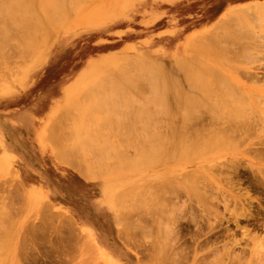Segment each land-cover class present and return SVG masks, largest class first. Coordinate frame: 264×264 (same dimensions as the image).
Returning <instances> with one entry per match:
<instances>
[{
	"label": "rangeland",
	"instance_id": "rangeland-1",
	"mask_svg": "<svg viewBox=\"0 0 264 264\" xmlns=\"http://www.w3.org/2000/svg\"><path fill=\"white\" fill-rule=\"evenodd\" d=\"M92 1L94 0H91V2ZM256 1L262 3L264 0H95L94 3L92 2V4H89V2L88 6H90L87 7H92V11L95 10V14L93 13L95 18H93L91 15L88 19H86V21H79L77 18H75V15L71 13V17L67 18L65 23H58L56 26H53L47 31V35L38 38V48L36 49L24 47L29 42L25 37L31 32H34V29H31L32 24H28V29H23V40L9 44L10 40L16 41L18 39V31L15 28L6 29V25L3 22H0V30L3 32V34L10 35V39L5 42V57L0 59V160L4 156L8 157V164L5 168H2V164H0V228L2 226L3 228H8V224L11 222L13 224H18L17 228L19 232V240L18 242L13 243L17 247H23L24 252L31 255V264H55L54 262L57 264H145L147 261L154 264V262L151 260H154L158 250L156 245L153 246L156 248V252L153 250V253L155 252L153 256H155L154 258L151 256L149 258L152 259L147 260V255H149L147 254L149 252L148 250L151 249L152 246L150 244V247H148L149 243H152L157 238H159V232L156 233L157 230L164 232L166 229H159L164 228L166 225L164 227H162V225H164V223L167 224L166 222L169 220V222H171V220H174V218L176 221L175 224L172 225V229H179V239L181 238L178 242V245L182 247V250L185 248V254L187 253L188 255L186 256L187 258L183 264H201L203 261L212 264L217 257H215L214 251V253L212 252V254H214L212 256L211 251L216 249L221 251L224 245H226V248L229 249L227 257H225L226 259L224 258L226 260V262L224 260V264H246L248 261V264H251V262L254 261L252 258L254 259L257 257L259 261V256H264V229L263 227L261 228L262 225L264 226V222H262L263 219H261V215L264 217L263 212H261V210L264 211V191H262L264 189H261L264 181L263 183L257 185L252 183V185L250 181L254 180L255 176H252L250 181L248 180L251 178L249 174L252 173L250 168L253 166H255V168H264V157H262L264 155H259L260 157L258 156L259 159L262 158L261 160L255 158L256 156L253 157L254 154L253 156L250 155L252 154V150H256L255 147L259 149L258 147H260V144H253L254 148H252V145L251 151L249 150V153L244 154V156H237V158H240L241 161H239L242 163V167L240 168L243 170H241L243 174H240L241 179L243 177V179H246L248 182H250V186L252 185L251 187L249 186L250 188L248 187L249 189L247 188V190L250 191L252 189L250 194L252 195L251 197L253 201L250 204L252 208L256 210H253V212H255L253 215H256L255 219L256 217L258 218V215L262 213L260 215L261 217L259 216L258 220L256 219V224L254 223V218H250V220L240 218L238 227L235 226L232 217L228 212L225 213V211H223V205L221 204L219 205V209L220 212L225 213L224 218L221 220H215L212 217H209V219L204 216L202 219H199L200 223H198L196 226V223L191 221L192 216L190 215V210L186 208L187 211H185L181 208V210L178 209L179 211L175 210L174 212V208L172 207L173 205L171 204L172 210L170 209V211L171 213L174 212L178 215L177 219V215L175 214L174 218L171 216L172 219L168 220L166 216L168 215L170 217V215H173V213H169L170 215L166 214L169 212L168 211L163 213L166 215H164L167 219L166 221L165 217L163 218V216H160L161 213L158 214L155 212V214H153L154 216H160V219L159 217L155 216L156 218L154 219V222H156V226H158V220H164L163 224L162 222H159L161 225L160 228L155 229L156 226H154V222L151 224L153 227L150 224L147 225L148 223H151V219H153L154 216L149 214L151 215L150 221L148 213L144 212L146 213L144 217L146 219V216H148V220L143 218V221L150 222L144 224L141 223V228L138 227L140 223L137 222L139 225L137 226V229L135 228V231L137 232L139 228L141 230L143 229L144 231L142 230L143 232L140 231L141 233L136 235V232L134 233V230L131 229V235H133V237L131 238L125 236V238L127 237L129 239H127L130 243L129 244L128 241L125 240L124 237H121L119 233L121 225H124V223L118 219L119 223H122L120 225L117 221V217H119L120 214L117 213L118 210H116V212L114 210V195H122L124 194L125 190H128L127 192L130 193L129 189H133L135 186L142 187L144 182L147 179H150L149 177H158L157 175H153L155 174L154 171L150 172L148 175L147 173L145 175L138 176L137 174H125L119 177V181H113V184L109 186L105 181L102 180H86L74 168L68 166L67 164H61L57 158L55 159L56 151L53 150L55 148H52L47 139H44L47 137L45 135H48L46 134L48 131L47 127L51 125L50 123L52 116L59 117V114L69 115L73 112L72 117L67 119L62 117L58 122V124L67 128L68 131H71L74 126L83 127L84 125L75 118L74 113L76 108L73 106L74 104H79L84 107L85 109L80 110H84L83 114H86L87 117L92 116L93 111L96 112L97 105L100 107L99 101L103 99L102 92L108 91L109 86L105 88L103 87L105 83H103L101 88L99 87V83L103 78L106 80L105 77H108L112 74L111 69H101L103 65L113 64V62L118 64H125L127 62V66L130 64L128 61H131L132 59H139L145 64H153L154 66L161 68L171 79L175 77L181 78L182 72L181 70H178L179 67L177 68L178 62L185 59L187 56L188 57L186 59H190V53H186L187 50L184 47L187 39L201 31H210L213 29L215 24L219 21L222 15L227 10H229V8L231 9L247 6L251 4V2L256 3ZM250 16L252 18H249V20L251 19L250 25V22L247 20L249 15L245 17L247 18L246 21L249 22L247 25H249L251 28L252 24L254 25L255 22V19L253 18L259 17V15L252 17L251 14ZM257 20L260 21L259 18H257ZM261 22L260 27L263 31L264 28L262 26L264 24H261ZM257 24L255 22V25L252 28L255 30L252 31L256 32V34L250 30L249 32L259 36L260 34L258 33H260L261 30ZM249 26L248 29H250ZM222 31L225 32V30ZM220 32L221 30H219L218 34H221ZM224 32H222L221 35H223ZM247 32L246 36L248 35ZM250 33L249 35L253 36ZM250 36H248V41H246L247 39L244 37L245 43L247 42L249 46L251 45V39H254V41L256 40V37H251L250 39ZM257 38L259 39V37ZM39 39H44V41L39 42ZM209 40L205 42H208L209 44ZM249 41L250 43H248ZM230 43H232V41ZM198 44H200V42H198ZM247 44L245 46H247ZM263 44L264 43H262V46ZM21 50L23 53L20 52ZM259 50H261V48ZM262 50L264 51V49ZM263 51H255V53H258L257 58L253 56L255 58L251 60V62H248L247 60L246 62H242L243 65L241 64L242 72L245 71L246 68L257 71V76L259 77L258 82L260 83L259 85L257 82V86L260 89L262 88L261 90L263 92H261V94H264ZM191 54H193L194 59V56L196 55H203L202 52L196 50L195 53L191 52ZM195 60L198 61L197 59ZM244 63L246 65H244ZM257 67L259 68L257 69ZM250 71L252 72V70ZM241 79L242 81H245L243 76ZM183 84V87H186L187 90H185L187 92H192L190 87H188V83V85L185 83ZM98 88H101L102 92L101 89L98 90ZM144 89L148 90L146 88ZM171 89H173V87ZM67 91L71 93L75 91L72 98H68L66 96ZM129 91L128 93L131 94L134 90ZM146 92L147 91L144 93ZM105 93L107 92H104V96ZM140 93L141 92H139V94ZM137 94H135V98H141L138 97ZM173 94L174 91L172 90V95ZM261 98H259L258 101L263 99ZM172 99L170 101L174 102ZM110 100L112 99L110 98ZM170 101L169 103H171ZM258 101L256 98L255 102L258 103ZM262 101L263 103L261 104H264V100ZM252 102L253 101L250 100L247 107L248 109L253 108L256 117L260 120L261 116L256 106H259V109L261 106L256 105V103H253L254 105H252ZM109 103L107 104L109 105ZM174 103L173 106L171 105L172 107H174ZM108 105H106L107 108H111V106L108 107ZM101 106L103 107L104 103ZM105 108L103 107L101 110H105ZM101 112L102 111H100V113ZM101 114L103 117H108V115H104L103 112ZM135 117V114L132 112L130 116L125 118L126 124L125 121L120 124V129L118 128V131L128 133L126 128L128 127L129 123L136 119ZM203 118L205 117L203 116ZM163 119V122L162 120H159L161 121V125L159 126L163 128L162 130L166 131V128L168 127L164 129L163 126L165 125H162V123L166 124L169 117L166 120L165 118ZM260 121H262V119ZM167 125H169V123ZM262 126H264V124H261V126L259 125L258 127ZM91 127H88V129ZM88 129L84 131L80 130V132L83 133L81 134L83 138L87 134ZM44 130L47 131L41 133V131ZM100 130L102 131L101 128ZM259 130L261 129L259 128ZM91 131L95 130L91 129ZM108 131L110 132V130ZM111 131L113 132V130ZM118 131L116 129L117 133ZM261 131L264 133L263 130ZM114 132L112 134L116 135ZM263 133L261 136L262 139H264ZM106 134H108V132ZM118 134L117 135L119 138L120 133ZM109 135H111V133ZM87 136L88 134L86 135V138ZM257 136H259L261 139L259 134ZM120 137H122L119 139L121 144H123L121 140L123 139V136ZM87 140H89V138ZM114 140L115 141L113 142L117 141L116 139ZM126 140L127 138L125 139V142ZM119 146L120 145L117 147L120 148ZM123 147L124 148L121 146L122 149H119V152L122 150L121 152L123 153L122 155L121 152L119 153L121 156L127 153L126 157L131 156L136 158L134 157L136 156V149H129V146H126V149L125 145ZM245 147L246 144L245 146L238 148L239 152H241V149L244 150ZM114 150L118 149L116 148ZM245 150L248 151V149ZM110 151L111 149L108 150V153ZM222 153L227 156V159L231 157V151L226 150ZM93 155L89 151H86L85 156L82 157L92 163V159L94 158L92 157ZM126 157L121 158V160L117 158L118 162H116L119 165L122 163V166H124L123 164L125 163L122 161L124 158L126 160ZM131 157L128 158L130 159ZM75 159L78 158L75 157ZM108 159L106 161L108 162L107 164H111V161ZM227 159L225 156L221 158V160H224V162ZM97 160L95 157V162ZM110 160H112V158ZM221 160L218 162H221ZM112 161L113 165L111 164L109 166H113L114 168L115 161L114 159ZM249 163L253 166L249 165ZM159 168H157L155 171L160 172L161 174L163 172L161 169L163 168ZM187 169L191 170L192 168L188 167ZM9 171H12L15 176H12ZM245 174L248 176V178ZM243 179L241 182L244 183L241 184L246 188L249 183L245 182L246 180ZM257 181H254V183H259L260 180ZM255 185L258 187H253ZM260 185L261 187H259ZM262 188H264V186ZM21 193L22 195L25 193L24 196L27 193L26 197L28 198L26 199V197H24L27 202L22 200L23 196ZM44 201L46 202L44 203ZM186 201L187 200H185V202ZM42 202L43 205L46 203L49 205L50 212H53V214L45 212L47 209L42 208V210L41 207H39L42 206ZM232 202L233 201H231V205L234 206ZM47 206L44 205L42 207ZM175 209H177L176 206ZM45 213H47L46 217L47 215L50 216V214H52V217H47L48 220L45 219L46 217H43ZM61 214L65 216L67 215V217L69 216L68 219H72V224L75 223L74 227L77 229V231L74 232V234L68 231V233L62 232L63 230L66 232L67 225L65 226L66 228L64 227V229L61 230V226L64 225L61 221L64 216L62 217ZM117 214L119 215L117 216ZM132 214L134 216V213ZM198 214L200 217L203 216V214ZM129 216L132 217V215ZM137 216L139 215H136V218H133L139 221L140 216L139 218ZM49 219L51 220L49 221ZM134 219L132 221H134ZM60 221L61 224H59ZM127 221H130V218ZM212 222L215 223V229L213 231H211V228H209V223ZM145 224L146 228L147 226L148 228L151 226L150 228H153V230L151 229L152 231L156 230L155 233L151 232L154 235L151 236V233H149V235L147 234L150 232V229H144ZM245 227L247 229L250 228L249 230L251 232V236L254 235L253 233L258 236L256 239H259V241L257 240L259 243L254 241L252 238L246 237V234L242 233V230H244L243 228ZM226 228L228 229L227 231ZM146 230H148V232ZM28 231H30V233L35 236L32 237L31 234H28ZM163 232L159 233V235L162 234L160 238H162ZM62 233L65 235H62ZM134 235L136 238H134ZM156 236L158 237L154 240V237ZM151 239H153V241ZM214 239H216L215 245H213L215 242ZM260 239L262 240L261 243ZM87 240L90 241L91 245L93 244L92 247L94 246V252L91 251L92 248L84 249L81 246ZM123 240L127 241V243ZM130 240L135 242L131 243ZM158 240L159 239H157V242L161 243V241ZM161 240L164 242L165 237H163ZM208 240H210V242ZM211 241H213V243H211ZM204 243H206L207 246H205ZM207 243L212 244L213 246H208ZM197 246L200 248H197ZM144 250H147V253H145L146 255L143 254V252H145ZM244 252L245 254H243ZM98 253L103 254H100L99 256ZM166 253H168V250ZM159 254L161 253H158V256ZM104 256H106L107 259ZM158 256H156V258ZM202 256H205L206 258H204L203 261L200 260V258L202 259ZM262 256H260L261 259ZM198 257L199 259H197ZM257 258L255 261H257ZM255 261L254 263H256ZM258 261L257 264H259V262L262 263L261 260L259 262ZM204 262L202 264H204Z\"/></svg>",
	"mask_w": 264,
	"mask_h": 264
},
{
	"label": "bare ground",
	"instance_id": "bare-ground-1",
	"mask_svg": "<svg viewBox=\"0 0 264 264\" xmlns=\"http://www.w3.org/2000/svg\"><path fill=\"white\" fill-rule=\"evenodd\" d=\"M94 1L92 2L94 3ZM92 2L91 0H0V22H3L6 25V29L15 28L18 31V39L16 41L10 40L9 44H11L12 42L23 40V29H28V24H32L31 29H34V32H31L25 37L29 42L24 47L36 49L38 48V38L47 35V31L53 26H56L58 23H65L67 21V18L71 17V13H73L75 15V18H77V20L79 21H86V19H88L91 15L93 18H95V10L92 11V7L87 8L90 6H88V3L92 4ZM251 14L252 17L259 15V17L253 18L255 19L256 24L258 21L257 18H259L260 21H258V27H260L261 21V24H264V18H262L264 17V1L262 3H259L257 1L256 3L251 2V4L247 6L238 8H229V10H227L215 24L213 29H211L210 31H201L188 38L184 47L187 50L186 53H190V59H186L188 57L187 56L185 59L180 60L177 65V68L179 67L178 70H181L182 72L181 78L175 77L171 79L161 68L156 67L153 64H145L142 60L139 59H130L131 61H128L130 64H128L127 66V62L125 64H118L113 62V64L103 65L101 69H111L112 74L108 77L106 76V80L104 78L102 79V83H99L101 86L98 84L101 88L103 83H105V86L103 85V87L107 88L109 86L108 91H104L103 89L104 92H107L105 93V96L104 92H102V89L100 88L101 92L103 93V99L99 101L100 107L97 105L96 112L93 111V115L87 117L86 114H83L84 110H80L85 109L84 107L79 104L73 105L76 108V111L74 113L75 118L78 119L80 123L84 124L83 127L74 126L71 131H68L67 128L58 124L60 118L65 117L67 119L72 117V112L69 115L59 114V117L52 116L50 123L51 125L47 127L48 131H41V133L47 131L46 134L48 135H45L47 137L44 139H47L52 148H55L53 149L56 151H54L56 153H54L55 159L57 158V160L61 164H67L68 166L74 168L86 180H102L105 181L109 186L113 184V181H119V177L125 174H137L138 176L145 175L147 173L148 175L150 172L154 171L155 174L153 175L158 176L157 178L149 177L151 180L147 179L142 187L135 186L137 188L133 187V189H129L130 193L127 192L128 190H125L127 193L124 191V194L122 195H114V210L115 212L116 210H118L117 213L120 214H117V216L119 215V217H117V221L119 223L120 220L124 223V225L121 222L119 223L120 225H123H121L120 231L118 230L121 237L125 238V236H127L132 238L133 235H131V229H133V232L135 233V230L137 229L139 223L140 225L138 227H142L141 223L144 224L152 220L151 223L147 224L151 225L156 217H159L160 219V216H163L164 218L166 215L163 213H166L168 211L169 212L166 214L173 213V215H169L170 217L172 216L174 218V215L176 214L174 213L175 210H181V208L185 211H187V209L190 210V215L192 216L191 221L193 223H196V226L198 223H200L199 219H202L204 216L207 218L212 217L215 220H221L225 217L224 214L227 212L232 217L233 223L237 227L240 222V218L249 220L250 218L255 219L256 215H253L255 214L253 210H256L253 209L250 204L253 201L251 197L252 195L250 194V191L252 189L249 191L247 190V188L250 186V182L251 184L253 183L256 185L263 183L264 168H255V166L249 163V165L253 166L252 168L254 169L250 168L252 170L251 174L253 175L249 174L251 178H249L248 180L250 181V179H252V176H255V179L248 182V180L243 179L242 177L243 180H246L245 182L249 183L245 188L242 186L244 182H241L242 179L240 176L243 171L242 169H240L242 167V163L240 162V158H237V156L239 155L244 156V154L249 153L253 144H260V147H262L263 149L258 147L260 149L259 150L257 149V147H255L256 150H252V154L250 155L253 156L254 154L253 157L256 156L255 158H257L258 160L262 159L258 158L259 155H264V139H262L261 137L263 133L261 130L264 131V126L258 127L259 125L261 126V124H264V104H261L263 103L262 100H264V94H261V92H263L261 90L262 88L260 89L257 86V84L259 83L257 71H254L250 68H246V70L243 72L241 71V66L243 65L242 62H246L247 60L248 62H251V60H253L255 57H258V53H255V51L261 52L263 51L262 49H264L262 48L264 47V44L262 46V43H264V29L262 31L260 27L259 29L262 32L260 31V33H258L260 34L259 36L255 35L256 32H253L255 30L252 29L255 25L254 20V25L252 24L251 28L249 26L251 24L250 20L252 19L250 16ZM248 15L249 17H247ZM249 18L251 19L249 20ZM246 19L250 23L247 22ZM248 23L249 25H247ZM248 26L250 29H248ZM262 27L264 28V25ZM219 30H221V34L222 32H224L222 30H225V32L223 33L224 36L218 34ZM249 30H253L252 32L255 34L250 33ZM246 32L248 34L247 36ZM249 33L253 36H250ZM254 35L256 38L254 37ZM248 36H250V39L251 37H253L257 41L251 39V43L250 41L248 42L251 44L249 46V44H247V42L245 43L244 41V37H246V41L249 40ZM257 37H259V39ZM8 39H10V35H5L0 30V59L5 57V42ZM207 40L210 41L209 44L208 42H205ZM42 41H44V39H39V42ZM231 41L232 43H230ZM198 42H200V44L202 45L198 44ZM240 42L243 43L241 44ZM258 43L262 47H260ZM227 44L229 47L227 46ZM246 44L247 46H245ZM260 48L261 50H259ZM195 50L200 51L203 54L194 56L198 61H196L193 58V54H191V52L195 53ZM20 52L23 53L22 50ZM22 53L21 55L23 56ZM244 65L246 64L244 63ZM259 67H257V69ZM250 70H252V72ZM240 72L245 81H242ZM183 83H188L190 85L189 86L187 84L188 87H190V89L192 90L191 92L188 88L191 93L186 91L187 89L186 87H183ZM172 87L173 89H171ZM144 88L148 90H145ZM100 89L98 88V90ZM110 89L112 90V93ZM129 90H134L135 94L138 93V97L141 98H135L134 91L133 93H131V95L130 93H128ZM144 90L147 91V94L144 93ZM172 90L174 91L173 95ZM139 92L141 93L139 94ZM74 93L75 91L72 93L67 91L66 96L68 98H72ZM108 93L110 95L112 94L113 96H110ZM109 97L112 100H110ZM252 97H254L255 99ZM256 98L257 101L259 98L262 99L260 100L261 102L258 101L259 104L255 102ZM171 99L176 103L171 102ZM250 100L253 101L251 103L252 105L256 103V105L261 106L260 109L258 108L259 106L256 107L263 122L260 121L261 119L259 120L256 117L253 108L248 109L247 105ZM169 101L172 104L169 103ZM102 102L104 103V108L106 105H108L107 103L110 102L108 107L111 106V108H107L106 106L105 110H101V108H103L101 106L103 105ZM113 103L115 104V106ZM173 103L175 104L174 107H172ZM99 109L103 112L104 115H108V117H103L101 114L102 112L100 113ZM132 112L135 114L136 119L128 124V127L126 128L128 133L118 131V128L120 129V124L124 122L125 118L130 116ZM161 115L163 118H165V120L169 117V119H167V122L164 121L166 122V124L162 123V125H165L163 126L164 129L168 127L166 128V131L162 130L163 128L159 126L161 125V121L159 120H162V122L164 120ZM203 116L205 118H203ZM168 123L169 125H167ZM88 127H91L89 128L90 131ZM114 127L117 129L118 133H120V136H123V139H121L123 144L127 143L124 144L125 147L129 146V149H136V156L133 155L136 158L128 156L131 157L130 160L128 157H126L127 153L124 154L125 156H121L123 154L121 152L122 150L120 151L121 155L119 154V149L121 148V146L122 148H124V145L121 144L119 138L122 137L119 136L118 138L119 134L116 132V129ZM100 128L102 129V131L100 130ZM259 128L261 130H259ZM87 129L88 136L86 138V134L83 138V136L81 135L83 133L80 132V130L84 131ZM91 129L95 131H91ZM108 130H110V132ZM111 130H113V132L115 130L114 133H116V135L112 134L113 132ZM107 132L108 134H106ZM110 133L112 136L109 135ZM256 134H259L261 139ZM88 138L89 140H87ZM126 138L127 140L125 142ZM114 139H116L117 141L113 142L115 141ZM245 144L246 147L244 148V150L241 149V152H239L238 148L245 146ZM118 145H120V148L117 147ZM116 148L118 150H114ZM252 148H254V145ZM109 149H111L112 152L110 151L108 153ZM245 149H248V151H246ZM226 150L231 151V157H229L228 159L227 156L222 153ZM86 151H89L92 155L95 154L92 156L94 157L92 159V163L82 157L85 156ZM112 156L115 157L113 158ZM223 156H225V158L227 159L225 162L224 160H221ZM75 157L78 159H75ZM95 157L96 160L99 159L100 161L97 160L95 162ZM110 157L115 161L114 168L113 166H109L111 164L113 165V161L110 160ZM123 157H126V160L124 158V160L122 161L123 163H125L123 164L124 166H122V163L121 165L117 163V158L121 160V158ZM107 159L111 161V164H107ZM219 160H221V162H218ZM0 164H2V168H5L8 164V157L4 156L0 160ZM159 167L163 168L161 169L163 170L161 174L160 172L155 171ZM188 167H191L192 169L188 170ZM9 172L12 176H15L12 171ZM257 180H260L261 182L259 181V183H257ZM254 181L257 182L254 183ZM256 185L253 187H258ZM261 185L259 187H261ZM263 186L264 183L262 187ZM262 187L261 189H264ZM125 193L127 196L125 195ZM24 194L22 195L21 193L23 198L20 197V194L19 197L22 198L23 201H26L24 197L27 196V193L25 196ZM27 198L28 197H26V199ZM185 200L187 201L185 202ZM231 201H233L232 204H234V206L231 205ZM45 202L46 201H44V203ZM46 204L44 205L47 206L48 204ZM171 204L174 208V212L172 213L170 211V209L172 208ZM221 204L223 205V211H225V213L220 212L219 205ZM44 205L42 202V206ZM42 206L39 207H41V209H47V211L45 210V212L53 214V212H50L49 205L47 207ZM175 206L177 207V209H175ZM135 211L137 212V214ZM131 212L134 213V216ZM144 212L148 213L149 220L151 219L150 216L155 214V212L158 214L161 213V215H155L156 217L153 215V219L144 222L143 218L145 219L144 215L146 214ZM261 212H263L264 214V211L261 210ZM198 213L203 214V216L200 217ZM46 214L47 213H45V215L43 216L44 218L46 217ZM52 214H50V216L47 215V217H52ZM261 214H257L258 218ZM61 215L62 217L64 216L61 220L64 224L62 225L63 228L60 225L61 230H63L66 225L68 228L67 229L65 227L66 232L64 230L62 232H70L74 234V232L77 231V229L74 227L75 223L73 222L74 224H72V219H68L69 216L67 217V215ZM129 215H132V217ZM136 215L140 216V218L139 216H137L139 218V221H137V219H134L136 218ZM148 216L146 217L148 218ZM261 216V219L264 220L263 215ZM47 217L45 219H47ZM128 217L130 218L131 222L127 221L129 219ZM166 217L168 220L172 219V217L170 218L168 215ZM166 217L165 220L167 221ZM132 218L136 223H139L136 224L134 221H132ZM177 218L178 215L176 219ZM258 218L256 217L257 220ZM256 219L254 220L255 224L257 223ZM50 220L51 219H49V221ZM263 220L262 222H264ZM61 221L59 224H61ZM175 221L176 220L174 218V220L172 219L171 222H166L167 224L164 223V225H162V227L166 225L164 228H160L161 225L159 223L162 222L163 224L164 220H158V226H156V222H154L155 225H153L156 226L155 229H166L164 230V232L162 231V238L165 237L164 242L163 240H161L162 238H160L162 234L159 235V233L162 232L158 230L156 232L155 229V231H152L153 228H150L152 225L149 228L147 226V228L150 229V232L146 230L148 232L146 233L149 235V233L151 232H159V238H157L158 236H156L154 237V240L157 238L161 241V243L164 244L163 245L160 242H157V239L155 240L157 243L155 241L152 243L148 242V247H150L151 244L152 249V247L156 245L158 252H156L155 247H153L152 252L151 249L148 250L147 247V250L149 252L147 253V250H144L145 252H143L144 255H146L145 253L150 255H147V260H151L152 258H154L155 255L153 256V254L155 252L156 256H158V253L161 254H159L157 258L155 256L154 260H151L154 262V264H183V262L186 260V256L188 255L187 253L185 254V248H183L182 250V247L178 245V242L181 239H179V229H172V225L175 224ZM209 224V228H211V231H213L215 229V223L212 222ZM8 225V228H3V226L0 228V264H31V255L24 252L23 247H17L13 243L18 242L19 240V232L17 228L18 224H13L11 222ZM262 227L264 229L263 225L261 226V228ZM147 228L145 224L144 229ZM139 229L135 233L136 235L138 233H141L140 231L143 230ZM243 229L244 230H242V233L246 234V237L252 238L254 241H259V239H256L258 236L255 233H253L254 235L252 234L253 236H251V232L249 230L250 228L247 229L245 227ZM227 230L228 229L226 228V231ZM28 232V234H31L30 231ZM64 233H62V235ZM153 233H151L150 235H154ZM31 236L33 237L35 235L31 234ZM127 237L125 238V240L128 239ZM134 238H136L135 235ZM125 240L123 241L127 243L129 239L127 241ZM132 240H130L131 243L135 242ZM151 240L153 241V239ZM87 241L81 246L84 249L92 248L91 251L94 252V246L92 247L93 244L91 245L90 241H88L89 243ZM208 241L210 242V240ZM214 241V243L213 241H211L213 245L216 244V239H214ZM258 241L257 243H259ZM261 241L262 240L260 239V243ZM158 243L160 244L157 245ZM204 245L207 246L206 243H204ZM210 245L211 247L213 246L212 244H208V246ZM197 248L200 247L197 246ZM153 250H155L154 253ZM167 250L168 253H166ZM228 251L229 249L226 248V245L223 246V249L221 251H219V249L212 250L211 255L213 256L215 254V257H217L215 258L216 263L214 261V263L212 264H224L223 262L226 259L225 257H227ZM212 252L214 254H212ZM98 254L100 256L101 253ZM243 254H245V252ZM151 256L153 257L150 259L149 257ZM260 256L259 261H262L264 256H262V259ZM204 258L205 256H202V259L200 258V260L203 261ZM256 258H252V260L255 261ZM197 259H199V257ZM254 261L251 262V264H257L258 258L257 261H255L256 263H254ZM248 262H246V264H248ZM54 263L57 264L56 262ZM148 263L149 261H147V263L145 264ZM205 263L209 264L208 262H204V264ZM149 264H152V262ZM259 264H264V259L262 263L259 262Z\"/></svg>",
	"mask_w": 264,
	"mask_h": 264
}]
</instances>
